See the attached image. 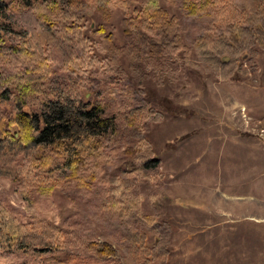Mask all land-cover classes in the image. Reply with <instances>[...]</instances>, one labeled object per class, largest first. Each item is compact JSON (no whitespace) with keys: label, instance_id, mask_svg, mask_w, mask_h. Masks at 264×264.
I'll return each instance as SVG.
<instances>
[{"label":"trees","instance_id":"obj_1","mask_svg":"<svg viewBox=\"0 0 264 264\" xmlns=\"http://www.w3.org/2000/svg\"><path fill=\"white\" fill-rule=\"evenodd\" d=\"M189 1L204 14L190 45L178 17L157 0H0V176L31 211L23 219L0 200V264H56L60 253L76 259V251L109 264H166L167 238L149 248L137 229L140 222L156 224L140 212L141 196L105 168L121 152L133 165L129 178L156 180L160 160L149 124L164 114L136 92L113 110L100 97L84 99L83 92L93 74L117 81L125 76L124 58L130 70L141 64L166 70L197 66L190 60L195 53L220 81L255 72L257 51L264 50V0H245L242 8L232 0ZM87 6L101 12L118 7L127 43L118 46L104 27L96 29L97 39L87 35ZM57 56L63 58L60 74L52 68ZM66 179L86 196L90 184L100 187V206L127 231L131 257H120L105 241L98 247L74 228L64 233L49 208L34 203L33 190L53 206L50 195Z\"/></svg>","mask_w":264,"mask_h":264},{"label":"rangeland","instance_id":"obj_2","mask_svg":"<svg viewBox=\"0 0 264 264\" xmlns=\"http://www.w3.org/2000/svg\"><path fill=\"white\" fill-rule=\"evenodd\" d=\"M157 1L178 17L183 41L190 45L204 25V14L189 0ZM232 4L242 8L245 0ZM83 10L87 35L97 39L96 29L104 27L118 46L127 43L118 7ZM190 60L197 66L159 70L141 64L130 70L124 58L125 76L118 81L94 74L87 79L84 99L100 97L113 110L136 92L164 114L160 123L149 124L148 139L160 160L156 180L129 178L133 165L121 152L105 168L141 196L140 212L156 224L149 228L140 222L137 229L149 248L154 239L167 238L166 264H264V50L257 51L255 72L226 81L206 72L195 53ZM62 62L61 56L54 58L56 74L64 72ZM243 68L250 69L251 63L244 61ZM99 188L90 184L86 196L73 179H66L50 195L53 206L35 190L32 196L40 208H49L64 233L74 228L98 247L105 241L120 257H131L127 231L102 210ZM0 200L23 219L31 215L12 182L1 176ZM77 252L76 259L60 253L56 264H109L98 255Z\"/></svg>","mask_w":264,"mask_h":264}]
</instances>
